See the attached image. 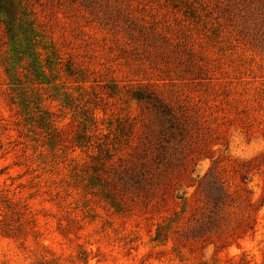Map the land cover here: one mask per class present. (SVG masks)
Masks as SVG:
<instances>
[{"label": "rangeland", "instance_id": "obj_1", "mask_svg": "<svg viewBox=\"0 0 264 264\" xmlns=\"http://www.w3.org/2000/svg\"><path fill=\"white\" fill-rule=\"evenodd\" d=\"M21 2L59 86H31L21 107L0 25V264H198L169 220L199 212L188 178L207 174L261 205L254 232L215 258L263 264L264 0ZM133 91L168 105L169 122ZM87 108L91 142L123 143L132 124L112 157L75 146Z\"/></svg>", "mask_w": 264, "mask_h": 264}, {"label": "trees", "instance_id": "obj_2", "mask_svg": "<svg viewBox=\"0 0 264 264\" xmlns=\"http://www.w3.org/2000/svg\"><path fill=\"white\" fill-rule=\"evenodd\" d=\"M26 10L27 8L26 6L24 7L21 0H0V25L3 26L7 40V50L1 64L11 88L10 90L20 102L21 107L24 105L23 96L26 91H31V86L47 85L54 91L59 86L54 82V78H56L53 76L55 63L51 61L50 56H46L42 60L39 49L45 50V48L41 46L39 36L33 28L35 19L32 17V13ZM67 72L69 73L68 70ZM63 95L64 102L68 105L66 102L68 101V95H65V92ZM132 95L135 99L145 101V104H150L151 111L166 117L169 122V115L171 116L170 107L152 97L153 93H147L146 95L142 91H133ZM82 112H85L82 115L83 127L77 137L73 138V142L77 147L96 149L95 153L89 155V158L112 157L120 150L118 147H124L128 142L132 124H125L126 121L122 123L119 131L124 136L123 143L117 144L100 140L91 142L92 134H87L86 132L91 127H95L96 117L91 109L87 108L82 110ZM45 121L54 130L52 124L54 120L50 119L49 113ZM180 135L181 132L179 131ZM131 172L135 175L140 174L139 171L134 169ZM207 173H210V168ZM188 179L196 184L195 192L202 195L203 204L199 208V212L191 217L189 216L187 219L182 215L184 210H180L169 220V230L173 234L172 241L174 244L180 243L184 247L189 245L190 249L194 246V243L200 245V257L202 260L198 264H249L245 259L246 254L244 252L239 255L225 257L223 260L215 258V255L233 244L237 245L238 240L254 232L257 222L256 214L261 205H257V202L253 201L252 193L246 187L231 190V187L228 184H224L219 175L207 174L201 177L198 175L193 177L191 175ZM239 180L241 184L247 182L243 175H239ZM178 198L181 199L182 196ZM241 209L244 213L236 216V211ZM182 219L184 222L186 220V222L181 223ZM207 247L212 248L213 254L204 259L201 253ZM172 251L179 254L177 247L172 248Z\"/></svg>", "mask_w": 264, "mask_h": 264}]
</instances>
